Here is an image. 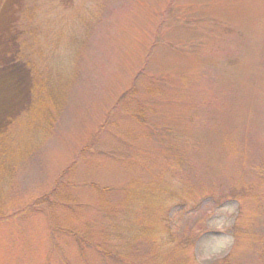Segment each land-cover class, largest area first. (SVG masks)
Wrapping results in <instances>:
<instances>
[{"label":"rangeland","instance_id":"obj_1","mask_svg":"<svg viewBox=\"0 0 264 264\" xmlns=\"http://www.w3.org/2000/svg\"><path fill=\"white\" fill-rule=\"evenodd\" d=\"M209 203L264 264V0H0V264H190Z\"/></svg>","mask_w":264,"mask_h":264},{"label":"clouds","instance_id":"obj_2","mask_svg":"<svg viewBox=\"0 0 264 264\" xmlns=\"http://www.w3.org/2000/svg\"><path fill=\"white\" fill-rule=\"evenodd\" d=\"M238 207L239 204L217 207L209 203L190 213V215L199 218L203 225L202 228L197 227L193 231V242L184 250L190 264H219L236 246V238L230 230L234 223L239 222ZM173 222V231L183 232L185 230L181 216L173 217ZM212 232L222 235L205 236L206 233Z\"/></svg>","mask_w":264,"mask_h":264},{"label":"trees","instance_id":"obj_3","mask_svg":"<svg viewBox=\"0 0 264 264\" xmlns=\"http://www.w3.org/2000/svg\"><path fill=\"white\" fill-rule=\"evenodd\" d=\"M47 84L42 78L33 79L31 86V95L32 101L28 107V111L25 114L29 115V118H35L38 116L40 119H46L47 123L52 121L51 111L53 110L50 106L51 97L47 94L46 91ZM28 126H34L33 120H29L27 123ZM40 130H43V127L40 126Z\"/></svg>","mask_w":264,"mask_h":264}]
</instances>
